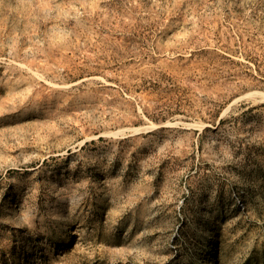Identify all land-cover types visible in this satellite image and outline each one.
Returning <instances> with one entry per match:
<instances>
[{
    "label": "rangeland",
    "instance_id": "374dc122",
    "mask_svg": "<svg viewBox=\"0 0 264 264\" xmlns=\"http://www.w3.org/2000/svg\"><path fill=\"white\" fill-rule=\"evenodd\" d=\"M256 93L264 0H0V264H264Z\"/></svg>",
    "mask_w": 264,
    "mask_h": 264
},
{
    "label": "bare ground",
    "instance_id": "6f19581e",
    "mask_svg": "<svg viewBox=\"0 0 264 264\" xmlns=\"http://www.w3.org/2000/svg\"><path fill=\"white\" fill-rule=\"evenodd\" d=\"M255 96L259 97L260 100L264 101V93H256ZM136 130H138V129H134V131H136ZM211 246H212V244H211ZM212 247H213V246H212ZM212 247H211V248H212ZM209 249H210V248H209Z\"/></svg>",
    "mask_w": 264,
    "mask_h": 264
}]
</instances>
